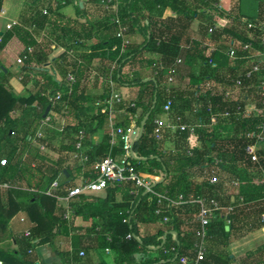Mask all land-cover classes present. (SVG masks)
Here are the masks:
<instances>
[{
	"label": "trees",
	"instance_id": "trees-1",
	"mask_svg": "<svg viewBox=\"0 0 264 264\" xmlns=\"http://www.w3.org/2000/svg\"><path fill=\"white\" fill-rule=\"evenodd\" d=\"M103 1L30 0L19 23L0 38V50L13 37L24 44L22 55L26 59L16 75L20 84L26 86L31 75L36 78L33 90L12 94L5 85L13 74L9 70L4 73L0 63V164L6 161L0 167V183L11 181L19 187L0 194V200L5 197V203L0 204V218H10L22 211L32 224L28 235L15 237V251L0 250V262L34 264L33 250L45 244L52 247L61 264H92L91 253L105 250L110 251L114 264H182L181 258L191 260L198 207L167 208L166 203L159 204L155 195L133 181L71 199L70 216L64 218L67 203L63 198L82 178H96L94 163L108 154L115 159L124 155L122 143L110 146L108 132L97 144L91 138L103 131L109 119V112L102 113L99 102L108 99L112 90L128 87L138 88V96L134 101L123 99L114 105L113 111H125L123 118L115 120V126L139 128L142 121L144 124L127 164L140 177L150 180L154 193L166 191L172 199L179 194L204 195L215 198L221 206L233 205L229 224L223 217L209 224L207 252L199 263L232 264L234 260L226 252L228 245L264 228L260 217L264 213L260 184L264 144L258 147L257 162L246 154V148L255 143L252 135L264 117V104L257 90L264 66L246 78L257 59H249L250 52L240 46L246 41V23L260 17L264 1L252 0L253 4L248 6L243 0H231L229 8L223 10L213 6L217 0H120L118 14L128 26L129 36L138 32L142 37L140 42H131L122 54L121 41L115 36L116 26L110 20L112 14L104 10ZM1 6L2 0L0 9ZM67 7L72 8V17L61 12ZM200 9L219 17L217 23L221 28L208 35V26L213 22L198 15ZM165 11L170 14L164 16ZM196 18L200 22L194 35L192 23ZM43 33L45 36L38 41ZM231 41L236 43L232 54ZM58 47L64 51L51 65L60 79L46 68ZM144 53L156 54L159 60H147ZM180 58L196 72L189 76L186 87H173L168 94L161 85ZM95 60L97 73L93 74L90 68ZM159 63L161 69L156 68ZM68 75L74 77L73 83L65 81ZM237 81L240 90L234 101L225 94L234 89ZM95 86L103 91L99 101L86 94L87 89ZM59 91L62 100L50 102L49 98ZM169 95L173 97L171 120L179 117L182 123H188L190 114L194 121L206 126L194 135L185 131L165 132L161 140H155L154 121L163 114ZM244 96L256 101V112L244 115ZM16 110L20 111L17 118L11 115ZM225 111L229 113L227 118L220 117L216 125H209L211 112ZM45 116L50 117L52 127H44L42 137L35 140L34 134ZM79 131L85 134L83 152L88 160L84 164L72 159ZM166 143L172 144L170 150L165 149ZM37 145L52 150L57 157L51 159ZM219 171L218 182L210 184L209 179ZM59 178L51 196L45 195V190ZM232 179L238 181L237 188L229 185ZM227 188L235 191L232 200L230 194L226 195ZM157 209L161 211L159 215L154 213ZM164 217L168 218L167 223H163ZM225 226H229L228 231ZM6 227L0 220V231L5 232ZM58 238L69 240V249L58 251L54 246ZM80 251L84 252L82 257ZM237 262L264 264V245L247 252Z\"/></svg>",
	"mask_w": 264,
	"mask_h": 264
},
{
	"label": "built area",
	"instance_id": "built-area-1",
	"mask_svg": "<svg viewBox=\"0 0 264 264\" xmlns=\"http://www.w3.org/2000/svg\"><path fill=\"white\" fill-rule=\"evenodd\" d=\"M264 1V0H263ZM220 0H217V2L214 3V7L220 8ZM103 8L105 11L112 14L110 20L111 22L116 26V32L115 36L120 39L121 41V48L120 53H124L127 46L131 43L130 36H129V28L127 25L121 21L119 18V6H120V0H105L102 2ZM46 14V11L43 12ZM4 12L0 11V15H3ZM226 21V20H225ZM228 22V21H227ZM11 24L6 25V29H10ZM216 29L214 25L208 26L207 34L211 35L213 31ZM245 32H246V41L240 44L243 51L250 52V55L248 56L249 59L256 58L257 61L251 69L246 73V78H250L251 74L258 73L260 71V66H264V9L261 12V15L259 18L254 19L253 21H249L245 25ZM236 43L234 41L230 42V51L229 53L232 54V49L236 46ZM32 49L27 48V52H31ZM211 50H213L211 48ZM26 59V55H22L19 58H17L16 62L19 65H22L24 60ZM180 62V60H177L176 65ZM176 65L172 66L166 75L167 83L166 87H164L165 92L170 94V90L172 88V83L174 81V78L176 76ZM158 69L162 68V65L159 63L156 65V68ZM156 69V70H158ZM264 72V67H263ZM157 74V71H154V75ZM262 81L257 87L259 97L262 99V102L264 104V73L262 76ZM67 83H73L74 77L72 75H68L66 80ZM111 87H113V83L110 81ZM240 82L237 81L235 83V87L233 90H229L226 92L225 97H230L234 101L238 99L237 91L240 90ZM112 90V89H111ZM236 95V97H235ZM62 95L59 92L55 94V96H52L49 98L50 102H58L61 101ZM245 100V106H244V115H248L250 113L256 112L258 107L256 106V101L253 99L251 101L250 98L244 96ZM123 101V98L120 94L116 93L112 90L110 96L108 99H105L101 102H99L102 105L101 112L104 113L106 110L109 112V144L110 146L116 145L117 142L122 143L123 145V151L124 155L119 158L115 159L110 154H108L106 157L96 161L94 165L92 166V169L94 172L97 173L96 178L92 180L87 179H81L78 185L72 189L69 194L63 198V200L66 201V212L64 214V218H69L71 210L70 206L68 205V202H70L71 199L81 195V194H91V193H98L104 190L109 185H119L126 181H133L135 185L139 188H143L146 192H150L153 195H155L158 199V203H166L167 208L171 207H177L182 205H193L198 207V212L196 214L195 221L198 224L197 229H195V237L196 241L193 244L192 247V253L193 257L190 259L187 258H181L180 262L182 264H199L201 260H203L206 252V238L208 236V226L213 221L216 220L219 217H223L226 224H229L228 215L233 210V205L228 206H221L219 202L215 198H210L204 195H189L184 196L183 194H179L176 199H172L168 196L167 192L164 191L162 193H154L151 189V184L149 179H145L139 176V172L135 170L133 167L129 166L127 164V159L131 156L130 151V144L132 142V137L134 135V132H136L139 128L135 126H128L125 128L116 127L115 123L113 121V108L115 104H119ZM173 104V97L168 96L166 99L165 104L163 105V113L165 115L170 114V109ZM133 107L134 105L131 104ZM239 109V107H238ZM229 116V113L227 111L223 113H212L210 114V123L209 125H216L218 122V118H227ZM155 130H154V137L155 140L159 141L162 139L163 133H169L173 134L177 131L179 132H188L190 135H194L195 131L197 129L204 128L206 125L202 122H196V123H182L180 121V118L177 117L174 121L173 120H167L165 124L161 123V120L157 117L155 119ZM44 127L51 128L52 125L50 123V117L45 116V118L40 122L39 127L37 129V132L35 135V140H38L42 137V129ZM256 133L255 135H252L255 137V143L248 146L246 148V154L250 156V159L252 162H257V150L258 147L264 144V117L259 122V124L256 126ZM60 132V131H59ZM84 141H85V134L83 131H79L77 133V140L74 143L73 151H72V159L74 161H77L79 164H84L87 162L88 157L86 154H84ZM41 150H43V147H40ZM187 153L190 154V151L188 150ZM6 161L2 160L1 165H5ZM261 179L260 184L263 188V197L261 199L263 207H264V169L261 170ZM219 180V175L214 174L210 179V184H215ZM59 179L53 181L49 188L45 190L44 194L47 196H51V191L58 187L59 185ZM229 185L232 188H237L238 181L237 180H231L229 182ZM5 188H10L11 184L7 183L3 185ZM242 199L240 198V201ZM155 215H159L161 211L157 209L155 212ZM261 220L264 221V213L262 214ZM168 218H163V223H167ZM25 235H28V232L25 233ZM127 238H130V236H127ZM105 253L109 254V250H105ZM84 255L83 251L79 252V256L82 257Z\"/></svg>",
	"mask_w": 264,
	"mask_h": 264
},
{
	"label": "crops",
	"instance_id": "crops-1",
	"mask_svg": "<svg viewBox=\"0 0 264 264\" xmlns=\"http://www.w3.org/2000/svg\"><path fill=\"white\" fill-rule=\"evenodd\" d=\"M231 0H220V8L223 10H227L231 4L230 2ZM190 2V0H189ZM30 0H2V8L0 9V11H3L4 14L0 15V38L3 34H5L8 30L10 29H6V25L11 24V27L18 24L19 23V18L21 16V14L23 13L25 7L27 5H29ZM249 6V5H248ZM61 12L66 15L67 17H72L73 16V11L71 7H67V8H63L61 9ZM170 14L169 11H165L164 12V16H168ZM198 15L208 19L209 21L213 22L212 25H214L216 27V29L221 28V25H219L217 23V20H219L220 18L217 17L215 14L209 12V11H205V10H198ZM199 18H196L193 23H192V31L194 33V35H196V31L198 29V25H199ZM222 22H224L225 25L229 24L227 21L222 20ZM45 36V34H41V38H38V41H41L42 38ZM208 36V35H207ZM130 40L131 42H140L142 40L141 35L138 32H135L133 34L130 35ZM24 44L17 38V37H13L5 46L4 49L0 50V63L2 64V68L4 73L6 72V70L8 69V66L11 65L10 64V57H13L15 59V64H17L16 60L17 58H19L20 56H22V51L24 50ZM64 51V49L62 48H56L54 50V52L51 54L50 59H49V64L46 68L49 70L50 74L53 75L56 79H60L59 76L56 74V72L53 69V66L51 65L52 61L58 56V54L62 53ZM144 56L147 60H151L152 62L158 61L159 60V56L156 54H150V53H144ZM180 62L176 65V76L177 77L178 73L180 75L181 73V69L180 67L183 66L184 68H187L188 73H187V77H188V81H189V76L193 73L196 72L195 69H191L190 67H188L187 65H185L182 61V59H179ZM97 60L94 61L92 67L90 68V72L93 74L97 73L96 67H97ZM19 65V64H17ZM20 67V65H19ZM19 69V68H18ZM19 74V71H17V73L14 75L13 74V78L11 79V81L9 82V84H6L5 86L8 88L9 92L12 94L16 93H20V91H22L23 89L26 90H33L34 88V84H35V80L36 78L31 75L30 79H28L26 86H23L20 84V80L19 78H16V75ZM21 78V75H20ZM0 83H2V80H0ZM188 85V83H187ZM175 89H183L179 86L173 85L172 88ZM115 91L120 94L122 96V98L124 99V101L128 102V101H134L137 96H138V88H128V87H120L115 89ZM86 94L92 98H94L96 101H99L100 97L103 94V91H101L100 87H91L89 89L86 90ZM98 103V102H97ZM12 117H18L20 115V111L16 110L13 111L11 113ZM125 115V111L124 110H114L113 112V121L115 122V120L117 118H123ZM158 118L161 120L162 124H165L167 122V120H171L170 118V114L165 115L164 113L160 116H158ZM28 119V118H27ZM27 119H25V122L27 121ZM187 121H189L188 123H196L197 121H194L192 119V121L190 119H188ZM109 122H106L104 125V129L97 131L96 133H94V135L91 138V142L92 143H99L102 140V137L104 135V132H109ZM36 145V143H35ZM171 143H166L165 144V149L170 150L172 147L170 146ZM38 146V145H37ZM39 149L42 146H38ZM44 148V147H43ZM41 150V149H40ZM42 152L46 153L51 159H55L57 157V154L55 152H53L52 150H48V149H43L41 150ZM55 157V158H54ZM6 165V164H5ZM5 165H1L5 166ZM221 171L217 172V174L219 175V177H221ZM61 178H59L60 181ZM80 182V180H79ZM78 182V183H79ZM11 184L10 188H5L3 187V185L5 184ZM19 188L17 187V185H15L14 183H12L11 181H7V182H3L0 183V194L6 190L9 189H16ZM226 195L228 194H233L232 192H235L234 189L231 188H227L226 189ZM30 191V190H29ZM5 196V194H3ZM229 196V195H228ZM230 200H232V195L230 196ZM5 197L2 198V200H0V204L5 203ZM23 200V199H21ZM20 201V199L17 200V202ZM0 220H2L3 222L6 223V230L5 232L0 231V250L4 251V252H13L16 250L17 245L15 242V237L21 235V234H25L26 232H28V229L32 226L31 222L28 221V217L26 215L25 212L19 211L17 213H15L12 217L7 218V216L3 215L2 218H0ZM78 224H80V226L82 225V223L80 221H78ZM157 226L153 227L151 231H154L155 228ZM264 245V228L257 230L241 239L235 240L234 242L230 243L228 245V247L226 248V252L229 258H232L234 260V262L232 264H238L237 259H239L241 256H243L244 254H246L249 251H253L255 249H257L258 247H261ZM54 246L56 247V249H58V251H66L67 249H69L70 244H69V240H66L65 238H58L57 241L54 243ZM34 254L36 255V262L34 264H61V260L59 259L58 256H55L53 254V250L52 247L49 244H45V245H41L36 247L33 250ZM91 257V262L92 264H114V260L112 255L109 253H102L99 251H94L91 253L90 255ZM1 264V262H0Z\"/></svg>",
	"mask_w": 264,
	"mask_h": 264
},
{
	"label": "rangeland",
	"instance_id": "rangeland-1",
	"mask_svg": "<svg viewBox=\"0 0 264 264\" xmlns=\"http://www.w3.org/2000/svg\"><path fill=\"white\" fill-rule=\"evenodd\" d=\"M242 2H244V3L247 4V5H251V4H253L252 0H243ZM10 64H11V65L8 66V69H9V71H10L12 74L15 75V74L17 73V71L19 70V69H18V68H19V65L15 64V59H14L13 57H10ZM126 69H127V68H124L123 71L126 72ZM180 69H181V70H180L181 73H180V75H179V73H178L177 77L174 78V81H173V83H172V86H173V85H176V86H179V87H181V88H184V87L187 86V83H188V77H187L188 70H187V68H184L183 66H181ZM195 71H196V69H195ZM166 81H167V78L164 77V80H163L161 86L166 87V83H167ZM114 90H115V89H114ZM116 93H117V92H116ZM238 94H239V91H237V95H238ZM235 97H236V95H235ZM191 116H192V115L188 114V118L192 121L193 117H191ZM170 118H172V117H170ZM170 146L172 147V144H171ZM54 158H55V157H54Z\"/></svg>",
	"mask_w": 264,
	"mask_h": 264
},
{
	"label": "water",
	"instance_id": "water-1",
	"mask_svg": "<svg viewBox=\"0 0 264 264\" xmlns=\"http://www.w3.org/2000/svg\"><path fill=\"white\" fill-rule=\"evenodd\" d=\"M45 115H46V114H45ZM143 124H144V121H142V123H141L139 129H138L136 132H134V135H133V137H132L133 140H132V142H131V144H130V151H131V154H132V147H133L135 141L138 140V139L141 137V135H142ZM225 230L228 231V230H229V226H225Z\"/></svg>",
	"mask_w": 264,
	"mask_h": 264
}]
</instances>
